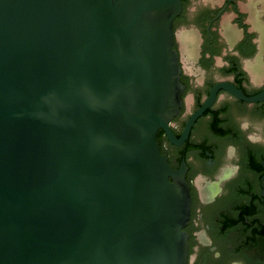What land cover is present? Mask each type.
<instances>
[{"label": "water", "instance_id": "1", "mask_svg": "<svg viewBox=\"0 0 264 264\" xmlns=\"http://www.w3.org/2000/svg\"><path fill=\"white\" fill-rule=\"evenodd\" d=\"M182 10L0 0V264L188 263L187 164L157 141L184 142L212 100L178 138Z\"/></svg>", "mask_w": 264, "mask_h": 264}, {"label": "flooded vegetation", "instance_id": "2", "mask_svg": "<svg viewBox=\"0 0 264 264\" xmlns=\"http://www.w3.org/2000/svg\"><path fill=\"white\" fill-rule=\"evenodd\" d=\"M174 48L184 84L170 127L157 135L171 166L187 164V264H264V0H183ZM186 44H183L182 36ZM214 98H212V93Z\"/></svg>", "mask_w": 264, "mask_h": 264}]
</instances>
